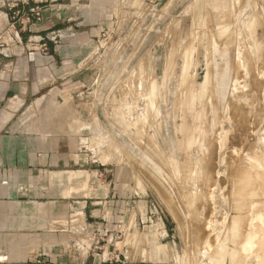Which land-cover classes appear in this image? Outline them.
<instances>
[{
    "label": "rangeland",
    "instance_id": "rangeland-1",
    "mask_svg": "<svg viewBox=\"0 0 264 264\" xmlns=\"http://www.w3.org/2000/svg\"><path fill=\"white\" fill-rule=\"evenodd\" d=\"M113 8L105 23L71 31L89 33L92 47L60 61L56 82L32 97L56 106L26 108L33 131L51 135L35 140L54 152L49 169H87L96 174L89 186L109 185L111 264H261L264 233L244 248L264 225V0ZM67 177V186L87 180ZM80 196L66 187L64 202ZM76 213L50 231L71 240ZM62 253L72 258L70 248Z\"/></svg>",
    "mask_w": 264,
    "mask_h": 264
},
{
    "label": "crops",
    "instance_id": "crops-1",
    "mask_svg": "<svg viewBox=\"0 0 264 264\" xmlns=\"http://www.w3.org/2000/svg\"><path fill=\"white\" fill-rule=\"evenodd\" d=\"M116 4L117 0H0V264H111L109 185L89 186L96 174L87 169L50 170L46 156L54 152L35 140L51 135L45 128L33 131V116L26 108L56 106L52 99L32 97L56 82L63 71L60 61H79L77 48L85 52L92 47L89 33L71 31L105 23ZM34 8L40 10V19L30 24L27 16ZM50 33L57 35L56 42ZM65 172L87 180L67 186ZM66 187L81 194L74 205L64 202ZM100 189L104 194L96 193ZM70 208L81 216L71 240L62 228L49 229L51 221L62 224ZM65 247L72 250L68 261L62 258Z\"/></svg>",
    "mask_w": 264,
    "mask_h": 264
},
{
    "label": "bare ground",
    "instance_id": "bare-ground-1",
    "mask_svg": "<svg viewBox=\"0 0 264 264\" xmlns=\"http://www.w3.org/2000/svg\"><path fill=\"white\" fill-rule=\"evenodd\" d=\"M253 125H254V124H253ZM257 156H258V155H257ZM263 157H264V156H263ZM258 158H259V157H258ZM258 160H259V159H258ZM249 162H250V161H249ZM214 167H215V166H214ZM253 168H254V167H253ZM245 170H246V169H245ZM248 170H249V169H248ZM237 171H238V170H237ZM254 171H255V170H254ZM244 172H245V171H244ZM247 172H248V171H247ZM235 173H236V172H235ZM249 173H251V171H250ZM259 173H260V172H259ZM238 174H239V173H238ZM253 174H254V173H253ZM240 176H241V175H240ZM255 176H256V175H255ZM252 177H254V176L252 175ZM252 177H251V178H252ZM258 177H259V176H258ZM249 178H250V177H249ZM255 179H256V178H255ZM255 179H254V180H255ZM232 183H233V182H232ZM254 183H255V182H254ZM236 184H237V183H236ZM245 186H246V185H245ZM254 187H255V186H254ZM257 187H258V186H257ZM246 188H247V187H245V189H246ZM263 188H264V187H263ZM233 189H234V188H233ZM259 189H260V188L258 187V189H256V190H259ZM240 190H241V188H240ZM243 190H244V189H243ZM243 190H241V191H243ZM248 190H250V189H248ZM253 190H254V189H253ZM235 191H238V190H233L232 194H233ZM241 191H240V192H241ZM251 191H252V190H251ZM246 192H247V191H246ZM263 192H264V190H263ZM235 193H236V192H235ZM241 193H242V192H241ZM251 193H252V192H251ZM256 193H257V192H255V195H257ZM237 194H238V193H237ZM248 194L251 195L250 192H248ZM229 195H230V194H229ZM235 195H236V194H235ZM245 195H247V194H245ZM252 195L254 196V193H253ZM252 195H251V196H252ZM241 197H242V196H241ZM241 197H240V198H241ZM254 197H255V196H254ZM259 198H260V196H259ZM233 199H234V198H233ZM237 199H238V198H237ZM245 199H246V198H245ZM249 199H250V198H249ZM252 199H254V198L252 197V198H251V201H252ZM257 199H258V198H257ZM254 200H255V199H254ZM258 200H259V199H258ZM260 200L264 201V200L262 199V197L260 198ZM244 201H245V200H244ZM247 202H250V200L247 201ZM238 203H239V202H238ZM243 203H244V202H243ZM244 204H245V203H244ZM244 204H242V205H244ZM246 204H247V203H246ZM242 205H241V206H242ZM246 206H247V205H246ZM242 209H243V208H242ZM245 209H246V208H245ZM240 214H241V213H240ZM241 215H242V214H241ZM234 217H235V216H234ZM240 217H241V216H240ZM248 217H249V216H248ZM243 218H244V217H243ZM246 218H247V217H246ZM263 219H264V218H263ZM237 220H238V219H237ZM245 221H247V219H245ZM263 221H264V220H263ZM235 222H236V221H235ZM247 222H248V221H247ZM232 223H233V222H232ZM239 223H240V222H239ZM239 223H238V225H237V223H234V225H237V226L242 225V227L244 226V223H242V224H239ZM230 224H231V222H230ZM245 224H246V222H245ZM203 227H204V226H203ZM231 227H232V226H231ZM231 227H230V228H231ZM242 227H240V228L237 227V229L239 228L238 230L241 231V230H242ZM233 229H236V228H233ZM237 229H236V231H237ZM240 229H241V230H240ZM262 229H263V231H264V225H263L262 228L260 227V225H258V226L256 225L255 228H254L255 233H254V231H253L252 233H251V232L249 233L250 236H248V244L245 245V241H244V245L246 246V247L244 246V247H245L244 250H246V249L250 250V248H251V246H252V243H251V237H252L251 235H252V234H256V233H257V237H258V238H260V237L263 236V233H264V232L262 231ZM244 230H245V229H244ZM229 231H230V230H229ZM234 231H235V230H234ZM242 232H243V231H242ZM235 234H236V233H235ZM235 234H234V235H235ZM239 234H241V233H239ZM247 234H248V233H247ZM259 234H261L260 237L258 236ZM237 235H238V234H237ZM237 235H236V236H237ZM241 235H242V234H241ZM244 235H245V233H244ZM244 235H243V236H244ZM223 236H224V235H223ZM246 236H247V235H246ZM229 237H230V236H229ZM215 238H216V237H215ZM238 238H240V237L238 236ZM244 238L246 239V237H244ZM233 239H235V238H233ZM240 239H242V238H240ZM240 239H239V240H240ZM261 239H262V238H260V240H261ZM263 239H264V237H263ZM260 240H258L257 242L260 243ZM246 241H247V240H246ZM213 243H214V242H213ZM234 243H235V242H234ZM258 243H257V244H258ZM262 243H263V242H262ZM221 244H222V243H221ZM236 244H237V243H236ZM262 245H263V244H262ZM258 246H259V245H258ZM220 247H222V246H220ZM238 247H239V246H238ZM252 248H254V247H252ZM260 248H263V247H260ZM236 249H237V248H236ZM239 250H240V249H239ZM248 250H247V251H248ZM235 251H236V250H235ZM242 251H243V247H242ZM247 251H246V252H247ZM251 251H252V250H251ZM262 251H263V250H262ZM216 252H217V251H216ZM216 252H215V253H216ZM221 252H222V251H221ZM244 252H245V251H244ZM244 252H243V253H244ZM246 252H245V253H246ZM263 252H264V251H263ZM219 254H220V253H218V255H219ZM221 254H222V253H221ZM221 254H220V255H221ZM239 254H240V253H239ZM225 255H226V254H225ZM240 255H241V254H240ZM262 255H263V260H262V263H261V264H264V253H262ZM221 256H223V255H221ZM230 256H231V255H230ZM248 256H249V255H248ZM212 258H213V257H212ZM214 258H215V257H214ZM214 258H213V259H214ZM242 258H243V257H242ZM247 258H248V257H247ZM220 259H221V258H220ZM215 260H216V259H215ZM231 260H232V259H231ZM218 261H219V260H218ZM234 262H235V261H234ZM240 262H241V261H240ZM214 263H215V262H214ZM214 263L212 262V264H214ZM216 264H219V263L217 262Z\"/></svg>",
    "mask_w": 264,
    "mask_h": 264
},
{
    "label": "built area",
    "instance_id": "built-area-1",
    "mask_svg": "<svg viewBox=\"0 0 264 264\" xmlns=\"http://www.w3.org/2000/svg\"><path fill=\"white\" fill-rule=\"evenodd\" d=\"M16 16L19 15V12H17L15 14ZM37 17H39V12H38V8H34V9H31L30 12H29V15L27 16V19L30 20V19H37Z\"/></svg>",
    "mask_w": 264,
    "mask_h": 264
}]
</instances>
